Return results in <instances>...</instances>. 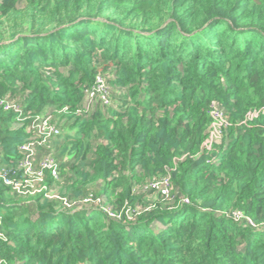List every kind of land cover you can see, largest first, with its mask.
<instances>
[{"label": "trees", "instance_id": "1", "mask_svg": "<svg viewBox=\"0 0 264 264\" xmlns=\"http://www.w3.org/2000/svg\"><path fill=\"white\" fill-rule=\"evenodd\" d=\"M0 173V264H264V0H0Z\"/></svg>", "mask_w": 264, "mask_h": 264}, {"label": "built area", "instance_id": "2", "mask_svg": "<svg viewBox=\"0 0 264 264\" xmlns=\"http://www.w3.org/2000/svg\"><path fill=\"white\" fill-rule=\"evenodd\" d=\"M88 98H90V100L99 99L102 101V103L109 104L108 87L103 76L98 75L95 85L88 92ZM212 115L214 119L212 127L216 131H212L213 129H211L209 141L207 143L208 146H210L213 141L220 138V128L224 122L222 113L218 108H215L212 111ZM59 133V126L51 122L49 118L40 120L36 125V134L34 135V139L22 143L20 147L22 151V157L19 161V168L23 172L22 180L14 179L15 174L17 173V171H15L11 178L9 177L6 179L7 184L12 185V187L22 195H33L35 193L41 192L43 189H46V184L44 182V170H50L54 176H57V160L51 155L38 157L37 145L48 147L50 142L55 137H57ZM0 175L5 177V173H0ZM36 185L38 186L36 187ZM151 186L155 190L167 193L169 188V180L165 177L152 183Z\"/></svg>", "mask_w": 264, "mask_h": 264}, {"label": "rangeland", "instance_id": "3", "mask_svg": "<svg viewBox=\"0 0 264 264\" xmlns=\"http://www.w3.org/2000/svg\"><path fill=\"white\" fill-rule=\"evenodd\" d=\"M86 98H88V97H86ZM90 103H91V105H92V108H94L95 106H96V104H98L99 102H98V100H96V99H92V100H90ZM91 108V109H92ZM215 116H217V115H215ZM61 123H60V125H62L64 122L63 121H60ZM215 122H217V121H215ZM58 124V123H57ZM57 126H59V125H57ZM212 131H216L213 127H212ZM26 135V134H25ZM38 185H36V187H37Z\"/></svg>", "mask_w": 264, "mask_h": 264}]
</instances>
